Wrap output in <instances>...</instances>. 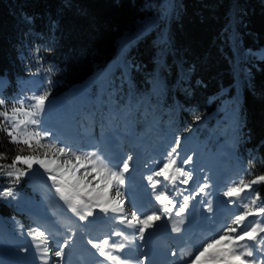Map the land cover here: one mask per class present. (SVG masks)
I'll return each mask as SVG.
<instances>
[{"label": "trees", "instance_id": "obj_1", "mask_svg": "<svg viewBox=\"0 0 264 264\" xmlns=\"http://www.w3.org/2000/svg\"><path fill=\"white\" fill-rule=\"evenodd\" d=\"M124 37L136 40L123 49ZM5 75L6 107L36 79L48 99L68 102L78 85L93 94L108 85V106L140 117L151 109L160 132L211 142L227 123L222 141L249 169L246 180L264 174V0H0ZM0 153L8 157L0 163L16 154L2 132ZM28 175L11 184L0 177V190L14 192L0 197L3 215L32 198ZM253 188L264 203V184Z\"/></svg>", "mask_w": 264, "mask_h": 264}, {"label": "snow or ice", "instance_id": "obj_2", "mask_svg": "<svg viewBox=\"0 0 264 264\" xmlns=\"http://www.w3.org/2000/svg\"><path fill=\"white\" fill-rule=\"evenodd\" d=\"M49 95L47 90L38 91L30 97L17 98L11 107H6L5 100L0 98V132L8 137V143L14 146L16 153L10 163H0V177L6 178L10 184L16 183L32 171L34 165H38L52 182L59 199L79 221H87L100 213L111 222L123 225L124 229H131V233L113 229L102 239H88L87 243L96 250L95 254L103 258L100 264H134V253H120H124L126 248L139 250L142 245L136 242L144 241L146 233L150 234L162 219L171 222L173 233H180L190 202L198 197H208L207 190L211 187L207 177L196 182L193 170L186 167L193 163V158L191 155L181 157L178 151L181 139L173 140L162 160L153 161L157 167L147 176L159 208L141 211L133 206L130 210L126 207L128 198L124 189L128 179L126 174L131 171L132 156L111 160L98 149L73 150L71 146H60L54 138L50 139L52 133L41 128ZM194 119L198 122L201 117L196 115ZM7 159L6 153H0V161ZM190 182L195 186L185 195ZM261 184H264V174L254 175L250 180L241 177L226 187L222 195L229 203L237 204L241 211L214 236L202 240L195 253L192 249L180 253L185 264H264V256L256 258L257 253L264 254V203H258L260 193L253 188ZM178 185L185 187L181 189ZM245 193L249 195L245 196ZM177 196H182V201H177ZM0 197L14 198L13 189L0 190ZM197 202L206 205L207 212H213L210 199ZM250 217L257 219L250 220ZM72 234L75 235L74 232ZM27 235L40 256V264H49L51 234L36 227ZM57 243L53 253L58 258L56 264H65V250L71 241L65 239ZM171 255L177 256V252L173 251ZM145 260L147 256L136 259L135 264H144Z\"/></svg>", "mask_w": 264, "mask_h": 264}, {"label": "rangeland", "instance_id": "obj_3", "mask_svg": "<svg viewBox=\"0 0 264 264\" xmlns=\"http://www.w3.org/2000/svg\"><path fill=\"white\" fill-rule=\"evenodd\" d=\"M170 7L169 3L167 4V1L163 2V7L164 9L167 7ZM167 7V8H168ZM162 14V13H161ZM164 15V14H162ZM157 21L158 19H154V21ZM150 23H147V26H149ZM136 40V38H128V37H124V38H121L118 40V43H119V46L121 48H126L128 46V44L130 43H133L134 41ZM155 89V88H154ZM157 90V89H155ZM34 92V90H33ZM104 116V115H103ZM70 117V118H69ZM69 118V119H68ZM69 120H73L72 119V115H70V113H68L67 111L65 113H63V108H61V106H58L56 108H52V106H50L49 104H47V107H46V110H45V113L42 117V124H41V128H45L47 129L48 127H50L51 125H53V123H58L60 125H72L73 123L72 122H69ZM128 118H117V116L114 118V123H113V127L117 126V128H119V130H125L127 128L126 125H128ZM229 125H226L220 130L221 131V135H227L228 132H229ZM48 130V129H47ZM94 130V134L97 135V132L99 131L98 128H93ZM93 130L91 129H88V133L87 134H84L82 133V131H78L76 134L78 136H86L89 134V132H92ZM50 131V130H49ZM96 131V132H95ZM51 132V131H50ZM124 132V131H123ZM154 132V125L152 123L148 124V126L141 132V141L143 142L144 140L146 141H149V139L151 138V133ZM52 133V132H51ZM54 135V134H52ZM101 136V134H100ZM51 138V137H50ZM146 138V139H144ZM57 139V138H56ZM189 140H192L193 141V147L201 152L205 149V146H198V144L195 142V140H193V138L189 139ZM173 140H170V143L172 144ZM186 143L184 145H182L180 147V150L179 152L181 151L182 148H184L189 142L191 144V141H188L187 140L185 141ZM194 151V150H193ZM213 154L211 151L207 153V155H211ZM208 157V156H207ZM154 165V164H153ZM83 171V170H81ZM31 178L35 181V191L37 194H39L40 196V203L37 204L38 208L37 209H43L44 208V202H45V199H44V196L47 194H49V192H51V190H54V188L52 187V182L50 180H48L47 178H42L40 179L39 177H37V175L35 173H33V170H32V174H31ZM239 178H236L234 181L238 180ZM43 182V184H42ZM55 191V190H54ZM45 196V197H46ZM54 196H49V199L51 201V203L54 204V202L58 203L59 201H56L54 200L53 198ZM54 200V201H53ZM61 203H64V202H61ZM32 209H34V207H31ZM45 209V208H44ZM22 210H19V212H21ZM24 212L25 209H24ZM0 222L2 223V221L0 220ZM7 224H11L13 228H15V225L17 223H19V220L15 219V218H11L10 220H8L6 222ZM3 224V223H2ZM14 225V226H13ZM2 226V229H3V234L2 232H0V236L2 235V242H6L7 244L11 243L10 241L14 242L16 241V239L14 238L15 236H11L10 235V231L4 227V225H1ZM32 228H35V224L31 226ZM10 247L13 249L14 247L11 246L10 244ZM15 249V248H14ZM2 250V249H1Z\"/></svg>", "mask_w": 264, "mask_h": 264}, {"label": "bare ground", "instance_id": "obj_4", "mask_svg": "<svg viewBox=\"0 0 264 264\" xmlns=\"http://www.w3.org/2000/svg\"><path fill=\"white\" fill-rule=\"evenodd\" d=\"M3 85H4V83L0 84V88H1ZM80 100L84 101L82 98H80ZM96 116H98V115H96ZM63 132L67 133L68 131L65 130V131H63ZM171 136H175V134L173 133ZM180 155H181V157H183L184 155H191L192 158H193V162H194V160L196 159V155H197V154H196L195 151H193V149H191V144L188 143L184 148L181 149V151H180ZM216 161H217V158H216V157H214V156H208V157L201 158V160H200V164H199L198 166H196V165H194V164L192 163V164L187 165L186 167H187L188 169L193 170L194 179L196 180V182H199V178H203L205 175H207L209 165H213V164H215ZM191 165H192V166H191ZM194 166H195V167H194ZM33 170H34V173L37 175V177H39L40 179H42V178H44V179L47 178V174L44 173L43 169H39L38 165H34V166H33ZM148 175H149V174H148ZM215 176H216V175H215ZM210 185H211V187L209 188V191H211V189L214 187V183L212 182V183H210ZM147 186H149L148 183H147ZM194 186H195V184H194L193 182H190L189 186H187V187H188V191H186V193H184V194L187 195V194L191 191V189H192ZM180 187L184 188L185 186H184V185H180ZM149 193L152 194V189H150ZM56 197L59 198V196H58L57 194H56ZM208 197H210V199L212 200V202L215 203L216 198L213 196V193H212V192L209 193V196H208ZM44 198H45V200H46V204H44L43 206H45V208L47 209V211L52 210V211L54 212V213H53L54 216H55V217H59V220L61 221L62 224L67 225V219L64 218L66 215H67V216H75L73 213H71V212L67 209V206H66L64 203L50 205V204H49L50 202H49V200H48V197L46 196V197H44ZM198 199H200V197H198L197 200H193V201H191V202H190V206H191L193 203H194L193 205L196 206L197 203H195V202H197ZM53 201H54V200H53ZM60 201L63 202L62 200H60ZM181 201H182V199H181ZM55 203H56V202H55ZM190 206H189V207H190ZM214 206H215V205H214ZM126 207L129 209L128 206H126ZM195 210H196V208L193 209V210H191V211L189 210V211L187 212L188 216H189L191 219H193V217H194V213H196ZM64 215H65V216H64ZM107 221L110 222V220H109L108 217H107ZM70 224H71V227H72V228H75L76 230H79L80 228H82V227L78 226V225H77L75 222H73V221H70ZM111 225H114V223L112 222ZM222 226H223V225H220L219 228L222 229ZM88 228L91 229V230H95V231H97L96 234L93 235V236H97L99 233H102V234H103V233H106V231H107V229H105V230H103V231H101V230L98 231L99 228H97V226H96L94 223L91 224V225H89V224H88V225H85V230H87ZM114 229H115V228H114ZM129 230H130V233H131L132 230H131V229H129ZM208 233H209V232H208ZM66 234H67V237H69L68 231H66ZM99 235H100V234H99ZM147 235H149V233H146V235H145V239H146V236H147ZM103 236H104V235H103ZM58 237H59V239L56 240V241H55V244H54L55 247L58 246V243H57V242H59V241H63V240L66 239V236H65V234H64L63 229H61V231H60ZM91 239H93V238L91 237ZM112 239H117V238L112 237ZM93 240H94V239H93ZM117 240H118V239H117ZM144 241H145V240H144ZM144 241H142V242H144ZM142 242L138 240L136 243H137L138 245H141ZM18 244H21V242L19 241ZM13 249H14V248H13ZM0 250H1V249H0ZM130 250H131L132 253H134L133 261H134V264H135V260H136V259H140V252H141V250H143V249H142V247H141L139 250H137V249H135V248H132V249H130ZM1 251H2V252H6V251L14 252V250H12V249H2ZM128 252H129V249H125V254L128 253ZM70 255H71V252H70L69 250H68V251L65 250V257H64L65 264H66L67 259H69V256H70ZM34 256H35V257H33V258H35L36 260L40 261V256H39L38 253H37V255H34ZM48 259H49V261H50V256L48 257ZM53 259H54V261L56 262L58 258H56V257L53 255ZM49 263H50V262H49ZM39 264H40V263H39Z\"/></svg>", "mask_w": 264, "mask_h": 264}]
</instances>
